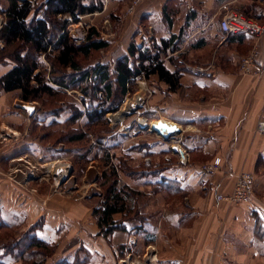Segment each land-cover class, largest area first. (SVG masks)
Listing matches in <instances>:
<instances>
[{
  "label": "crops",
  "instance_id": "0c3cea01",
  "mask_svg": "<svg viewBox=\"0 0 264 264\" xmlns=\"http://www.w3.org/2000/svg\"><path fill=\"white\" fill-rule=\"evenodd\" d=\"M129 1L104 0V10H108L111 17H116V13L122 17ZM119 3L125 5L117 10ZM164 7L178 10L174 17L171 15L172 23L168 28L163 17ZM229 10L264 23V0H147L136 9L134 17L124 18L130 23L121 24L128 35L126 45L112 60L126 53L135 28L139 31V46L151 38L159 41L173 35L178 36V52L182 49L203 52L202 59L195 64L209 66V74L195 75L186 71L179 81V89L173 92L159 82L161 90L168 93V103L153 106V110L166 112V119L160 121L171 127L176 124L183 130L184 134L176 143L189 158L198 157L202 161L219 158L221 162V170L213 175L201 174L193 166L176 165L145 181L147 198L142 199L140 207L152 213V219L128 221V232H114L110 240L113 247L125 246L132 254L144 255L150 249L154 259L147 264H264V233H256L258 226L264 232V75L241 76L237 71L239 59L254 46L258 52L257 61L264 58V35L258 40L244 33L224 38L219 32L218 20ZM140 24L144 25L143 30ZM144 32L148 33L147 40ZM165 66L174 71L166 59ZM8 69L1 67L0 75ZM152 79L158 82L156 77ZM143 90L145 86L141 84L136 99L128 101L130 108L136 103L144 105ZM10 94L14 93L0 95V129L8 127L17 132L28 114L19 108L18 112L11 110L17 107L16 101H21L17 96L11 101ZM140 124L144 126V121ZM22 142L24 151L21 153L32 154L34 143L27 139ZM9 146L14 153L22 149L15 152V142ZM174 148L169 147L171 152ZM40 151L42 153V149ZM14 153L4 155L0 164ZM240 172L254 176L250 202L241 205L217 202L216 194L229 193ZM151 188L162 193L151 194ZM1 191L0 187V206H11L1 200ZM167 193L172 196L168 202ZM173 196H184V199L177 202ZM30 211L19 205L14 210L22 214L27 223ZM48 214L43 216L45 234L58 237L56 231L62 228V242V235L70 223L65 219H49ZM120 218L121 215L114 217L115 220ZM32 221H35L33 217ZM82 246L99 264H117L116 251L104 240L101 244L83 242Z\"/></svg>",
  "mask_w": 264,
  "mask_h": 264
},
{
  "label": "trees",
  "instance_id": "16d2710c",
  "mask_svg": "<svg viewBox=\"0 0 264 264\" xmlns=\"http://www.w3.org/2000/svg\"><path fill=\"white\" fill-rule=\"evenodd\" d=\"M3 1L5 7H0L3 16L0 28V68L9 69L0 75V95L15 93L17 99L23 103L37 101L45 105V99L53 98L57 93L64 97L70 90L78 91L81 105L69 104L66 109L70 116L64 121L72 126L83 117L89 127L88 123H103L104 116L113 110L108 106L111 103L118 106L139 78L150 80L156 77L158 82L168 86L170 92L180 87L179 81L186 73V68L180 60L183 54L178 52V36L172 35L159 41L151 38L139 46L134 41L136 31L124 55L111 62L96 60L84 64L95 53L107 52L111 44L101 38L95 27H90L82 42L76 44L67 28L78 23L82 16L102 12L104 0ZM177 11L164 7L163 17L167 28ZM176 52L177 55L173 56ZM165 59L173 65V72L166 68ZM58 124V121L53 120L47 125L36 122L34 126L40 125L41 128L48 129ZM70 130L68 143L81 142L91 135L87 130L77 131L71 127ZM113 133L111 131L105 137L110 139ZM103 137L79 154L77 159L87 163L101 155L104 166L110 165V171L103 174L105 199L92 210L99 234L109 242L114 232H128V221L141 220L138 202L140 192L136 189L138 182L144 185L146 180L163 170L145 168L141 164H136V168L130 167L129 162L146 149L139 146L128 148L124 155L116 159L117 165H113L111 160L114 154L110 150L118 149L120 144L111 142V146L106 148L103 145L108 140ZM165 152L160 150L159 153ZM153 154L154 152L146 153L148 156ZM119 173L133 178V186L124 183L119 186ZM2 214L5 213L0 209V230L16 228L13 218L7 221L1 217ZM116 215H121V218L115 220ZM22 222L24 225L23 219ZM19 225L20 223L17 226ZM44 227V219L41 218L30 225L18 240L3 245L0 250V264H45L60 244L63 229L56 231L58 237H49L45 234ZM256 233L263 235L264 232L258 226ZM125 248L118 247L120 257L126 252ZM83 249L81 246L77 253L62 258L57 264H99L95 256ZM81 252L83 256L80 255Z\"/></svg>",
  "mask_w": 264,
  "mask_h": 264
},
{
  "label": "rangeland",
  "instance_id": "374dc122",
  "mask_svg": "<svg viewBox=\"0 0 264 264\" xmlns=\"http://www.w3.org/2000/svg\"><path fill=\"white\" fill-rule=\"evenodd\" d=\"M145 1L147 0L138 3L131 14H126V10L133 2V0H130L129 4L124 9L122 17L120 14L116 13L117 18H112V14L107 13L108 10L105 11L103 9L102 12L85 15L78 23L68 26V33L76 44L82 42L90 27H95L102 39L111 42V46L107 52L95 53L93 58L85 61L84 64H89L96 60H110L111 62L113 58L121 54L120 49L121 47H125L124 45H126L125 43L128 36L124 33V29L121 28V24L126 25V22L130 23V20L124 18L134 17L136 9ZM123 5H125V3H119L117 10L121 9ZM2 6H5V2L0 0V7ZM0 20L1 22L3 21L1 13ZM143 26V24H140L139 27L143 30ZM137 29L135 28L134 30V36L136 35V31L137 35L139 33ZM145 36H147L145 38V40H147V32ZM138 37L136 36L135 38L136 44H140L138 43L139 41H137ZM179 53L183 54L180 60L184 68L209 67L197 66L195 64L198 63L196 60L202 59L201 56L203 52H191L182 49ZM204 58L206 57H203V59ZM45 64L47 66V63ZM141 84L145 86V90L142 91L145 102L144 106H136V104H133L132 108H130L128 101H130V99H136ZM161 87L160 83L154 79H137L131 87L130 92L126 93L118 106L112 103L108 106V108L113 110L104 116L103 123H88L89 127L86 125V120L83 117L72 126L64 121L70 116L66 109L69 104L77 103L81 105V95L78 91L70 90L65 93L66 97L57 93L53 98H46L45 105L37 101L27 103L16 101L14 103L17 107L15 109L11 108L12 111H17L18 107L21 105H29L35 108V112L31 117L28 116L24 118L25 120L20 122V127L17 132L10 131L8 127L3 128V130L0 129V159L6 154L14 153L12 152L14 149H12V147L10 148L9 144L15 142V147H17L15 148V152L22 148L20 152H16L10 156L9 160L5 163L0 164L1 200L14 206L11 208L9 205H1L0 209L5 213L2 214L1 217L7 221H11L13 218L14 221L12 220V222H14L16 226V228L11 230H0V250L3 245H9L18 240L23 236L30 225L43 218L46 213H49V219H65L70 225L66 233L62 235V242L60 241L53 255L45 264H57L62 258L71 257L78 252L83 242H91L94 244L97 241V243L101 244L102 240L106 242L108 247L116 251L118 256L117 264H147L154 259V257L151 256L150 249L148 252H145L144 255L132 254L130 251H126L123 256L120 257L118 250L119 246L113 247L111 240L108 242L105 238L101 237L96 219L92 215V210L102 204L105 199L106 188L103 186V174L104 172L110 171V165L104 166L101 155L87 163L77 158L78 155L83 153L90 145H94L98 138L100 139L104 136L103 138L105 139V135L111 134L112 131L114 132L113 137L110 139L106 138L108 140L107 144L103 146L107 148L111 146V142H113V144H120L118 149L110 150L115 158L111 160L113 165L116 164V159L127 152L128 148H137L136 146L146 149H143L138 157L136 156L133 161L129 162L132 168H136L141 164L145 168L150 167L152 169L156 168L160 171H166L172 169L171 167L176 165H178V167H185L184 165L193 167L210 165L214 158L204 161L198 157L189 158L181 149L185 156V163H182L179 155L170 151L169 147L171 146L173 148L175 147L174 149H176V147L179 149L176 142L179 137L184 134L179 126L181 131L170 136L167 140H164L162 137L149 130V126H151L152 123L161 119H166L164 117L167 116L166 112H162L164 113L162 114L159 109H157L156 112L153 110V106L168 103V93L166 90L164 93ZM10 96L11 100L16 94H10ZM160 115L162 116L161 118ZM53 120L58 121L59 124L57 126H51L48 129H43L40 125L34 126L36 122L47 125ZM140 121H144V126H142L145 127L144 129L139 128ZM24 124L26 127L23 126ZM70 127L77 131L87 130L91 135H88L87 139L81 142L68 143L67 140L71 134ZM26 139L34 143V145H31L32 148L34 147V149H32L34 151L30 155H28V153L24 154L25 152L21 153L24 151L22 141ZM40 149H42V153ZM160 150H165L166 152L161 154L159 153ZM167 150H169V152ZM147 152H154V154L148 156L146 155ZM18 158H21V160ZM60 162L64 164L66 174L57 180L55 172H50L48 174L47 170L48 166ZM70 169H72L71 173L69 172ZM220 170L221 162L217 172ZM119 181V186H121L122 183L133 186L135 182L130 176L121 173H119ZM140 184L141 183L138 182L139 186L136 188L137 191L140 192V196L138 197L139 203H141L142 199L146 196L145 186ZM150 191L151 194L160 192L154 188H151ZM231 192L232 190L227 194ZM171 197L172 196L167 193L165 196L166 202L169 201V198L171 200ZM173 197L174 199H178L177 202H182L184 199V196ZM16 205L31 210V218L28 223L24 222L23 225L22 219L24 220L25 218L19 212H14ZM42 211L48 212L42 213ZM140 214L141 220L135 219L132 221H150L153 217L152 213L142 211L141 207ZM32 217L35 221H32ZM19 223L20 225L17 226ZM95 233L96 235H94ZM80 255L83 256V252H81Z\"/></svg>",
  "mask_w": 264,
  "mask_h": 264
},
{
  "label": "built area",
  "instance_id": "2783aa9c",
  "mask_svg": "<svg viewBox=\"0 0 264 264\" xmlns=\"http://www.w3.org/2000/svg\"><path fill=\"white\" fill-rule=\"evenodd\" d=\"M144 0H133L132 5L126 10V14H131L134 11V7ZM82 18V17H81ZM80 18V19H81ZM3 21L0 20V28ZM219 32L227 38L229 36L237 34H249L252 35L255 40H258L264 35V23H259L253 19H249L244 14L229 10L226 11L218 20ZM258 60V52L256 46H254L248 54L242 56L239 59L237 71L241 76H259L264 75V58L261 61ZM209 68L186 67L187 72H192L195 75L209 74ZM263 127L260 126V129ZM21 160V158L19 159ZM18 160V161H19ZM220 167V159L214 158L210 165H202L197 168V171L201 174L213 175ZM254 189V176L249 172H241L237 175L232 192L230 194H216L217 202H229L231 204L240 205L248 204L253 194Z\"/></svg>",
  "mask_w": 264,
  "mask_h": 264
},
{
  "label": "water",
  "instance_id": "95a60500",
  "mask_svg": "<svg viewBox=\"0 0 264 264\" xmlns=\"http://www.w3.org/2000/svg\"><path fill=\"white\" fill-rule=\"evenodd\" d=\"M18 1H20V2H24L25 0H18ZM19 109H21L22 111H24V112H26L27 114H28V116L29 117H31L33 114H34V112H35V108L34 107H32V106H29V105H21L20 107H18ZM140 129H144V128H142V127H139ZM151 132H153V133H155V134H157V135H159L160 137H162L164 140H167L170 136H172V135H174V134H176V133H179L180 132V130L179 131H177V132H171L170 134H168V135H163L159 130H157V129H152V130H150ZM173 153L174 154H178L179 155V157H180V159L182 160V163H185V156H184V153H183V151L179 148V149H175V150H173ZM71 171H72V169H70L69 170V172L71 173ZM65 173L66 174V172L63 170V169H61V168H59V169H57L56 170V172H55V176H58L60 173ZM65 176V175H64Z\"/></svg>",
  "mask_w": 264,
  "mask_h": 264
},
{
  "label": "bare ground",
  "instance_id": "6f19581e",
  "mask_svg": "<svg viewBox=\"0 0 264 264\" xmlns=\"http://www.w3.org/2000/svg\"><path fill=\"white\" fill-rule=\"evenodd\" d=\"M144 100V99H143ZM137 105H140L139 103H136V106ZM144 106V105H142ZM140 126L142 127V125L140 124ZM139 126V127H140ZM142 128H145V127H142ZM157 129L159 130L163 135H168L170 134L171 132H177L180 130V128H178L177 125H174L173 127H171V125L168 123V124H164V122H161L160 120L157 122V125H153L149 128V130H152V129ZM47 168V166H46ZM59 168H64V164L61 163V164H55L53 166H48V170H47V173L49 174L50 172H56L57 169ZM65 169V168H64ZM63 173V172H62ZM65 175V173H64ZM63 175H58L56 176L57 180L60 179Z\"/></svg>",
  "mask_w": 264,
  "mask_h": 264
}]
</instances>
